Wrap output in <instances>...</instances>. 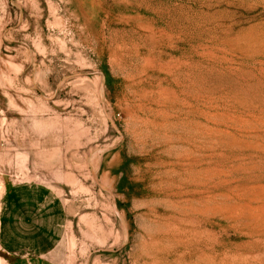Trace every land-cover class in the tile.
Returning <instances> with one entry per match:
<instances>
[{"label": "rangeland", "instance_id": "rangeland-1", "mask_svg": "<svg viewBox=\"0 0 264 264\" xmlns=\"http://www.w3.org/2000/svg\"><path fill=\"white\" fill-rule=\"evenodd\" d=\"M46 181L68 264H264V0H0V198Z\"/></svg>", "mask_w": 264, "mask_h": 264}, {"label": "crops", "instance_id": "crops-1", "mask_svg": "<svg viewBox=\"0 0 264 264\" xmlns=\"http://www.w3.org/2000/svg\"><path fill=\"white\" fill-rule=\"evenodd\" d=\"M0 199L1 264L69 263L63 197L51 183H21Z\"/></svg>", "mask_w": 264, "mask_h": 264}, {"label": "bare ground", "instance_id": "bare-ground-1", "mask_svg": "<svg viewBox=\"0 0 264 264\" xmlns=\"http://www.w3.org/2000/svg\"><path fill=\"white\" fill-rule=\"evenodd\" d=\"M179 193L177 192V194H179ZM174 197L176 198L177 195L174 194ZM209 198H211V197H208V199ZM176 210H179L178 206H176ZM181 233L184 237H181L177 242L184 244V246L188 247L189 249L190 248L196 249L198 246H200L202 244V239L199 236V232L188 231L186 229H182ZM198 250H200V249H198ZM151 251L152 252L148 255L151 256V258L153 259V264H165V263H163V261H165L167 259L166 254L164 255L163 253H160V252L158 253V251H156V249L154 247L152 248ZM196 261H197V264H217L216 261H214V259L212 257L207 255L202 250L199 251ZM174 264H183V261L179 257L174 262Z\"/></svg>", "mask_w": 264, "mask_h": 264}]
</instances>
